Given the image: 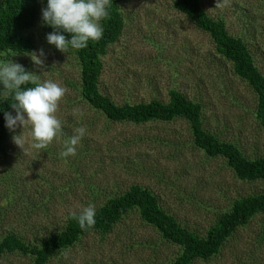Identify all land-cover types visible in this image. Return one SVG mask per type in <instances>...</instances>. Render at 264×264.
Segmentation results:
<instances>
[{"label":"rangeland","instance_id":"1","mask_svg":"<svg viewBox=\"0 0 264 264\" xmlns=\"http://www.w3.org/2000/svg\"><path fill=\"white\" fill-rule=\"evenodd\" d=\"M174 2H121L123 28L102 57L101 92L120 105L153 97L168 103L175 88L202 105L207 132L235 145L248 159L264 158L258 92L218 53L210 33ZM216 3L202 0L209 17L225 20L228 32L247 43L264 75V0H222V7ZM53 31L43 24L42 14L29 31L37 45L33 52L44 51L43 65L34 63L33 52H0V62L13 60L41 82L50 79L67 90L57 113L62 133L46 149L30 148V128L17 126L9 130L8 155L0 150V241L16 233L41 246L44 238L66 228L73 212L79 214L89 203L97 210L132 185L149 189L180 226L205 238L237 199L264 192V179L242 180L225 158L197 147L187 119L112 121L90 105L81 93L78 51L63 53L50 45L46 36ZM81 126L86 134L76 154L61 157L65 141ZM22 133L24 150L13 142ZM182 252L181 245L141 217L138 206H130L108 230L87 229L46 264H173ZM35 259L33 254L6 252L0 264H35ZM191 264H264V211L227 236L219 252Z\"/></svg>","mask_w":264,"mask_h":264},{"label":"trees","instance_id":"2","mask_svg":"<svg viewBox=\"0 0 264 264\" xmlns=\"http://www.w3.org/2000/svg\"><path fill=\"white\" fill-rule=\"evenodd\" d=\"M124 0H110L108 18L102 20L103 37L99 41H89L88 46L79 49L81 67V93L94 108L102 111L112 121H129L144 124L152 121H169L177 117L187 119L193 131L194 144L208 155L222 156L242 180L264 179V158L248 159L233 144L219 141L203 127L202 105L190 100L183 92L171 88L169 101L158 97L149 101L125 102L117 104L99 88L101 75L105 69L102 57L108 46L117 41L123 28L120 4ZM174 6L185 13L200 29L210 33L216 43L218 53L234 63L237 74L249 81L259 94L258 118L264 126V75L255 65L247 43L228 32L226 21L209 17L202 0H174ZM47 0H5L0 7V52L4 50L18 53H32L37 48L34 36L29 32L41 17ZM68 39L71 34L62 32ZM28 71L25 67H23ZM28 84L22 87L27 88ZM3 91L0 85V92ZM11 96L0 102V150L8 155L7 142L10 135L4 118L11 107ZM130 206H138L141 217L158 227L170 241L183 247V252L173 264H191L194 259H208L217 252L224 239L238 226L246 224L257 212L264 211V192L237 199L231 210L210 228L205 238L180 226L176 218L168 214L159 204L158 198L149 189L132 185L122 195L109 197L102 207L96 210V223L93 227L108 230ZM78 214V213H77ZM86 230L79 227L78 221L68 217L66 228L57 235L42 240L41 246L31 245L16 233H8L0 241V256L6 252L33 254L35 264H46L57 249L73 244Z\"/></svg>","mask_w":264,"mask_h":264},{"label":"clouds","instance_id":"3","mask_svg":"<svg viewBox=\"0 0 264 264\" xmlns=\"http://www.w3.org/2000/svg\"><path fill=\"white\" fill-rule=\"evenodd\" d=\"M222 6V0H217L216 7ZM109 7L110 0H47V7L42 9V21L54 29L47 34V42L59 51L68 53L70 48L79 50L87 47L90 40L99 41L103 37L101 21L109 17ZM62 32L71 34V39ZM42 56L43 49L39 55L33 52L31 58L40 66L43 65ZM28 84L33 86L22 87ZM0 85L3 88L0 96L4 99L12 97L14 102L10 105L16 113L13 115L5 111L6 127L10 131H15L17 126L29 127L30 148L46 149L62 133V122L57 113L66 88L50 79L41 82L36 74L26 71L13 60L0 62ZM85 134V127L76 128L70 139L65 141V150L59 155L63 158L75 155L76 146ZM13 142L24 150L26 141L23 133L13 136ZM95 216L96 208L92 203L83 207L79 214L72 213V218L78 221L82 230L95 225Z\"/></svg>","mask_w":264,"mask_h":264}]
</instances>
